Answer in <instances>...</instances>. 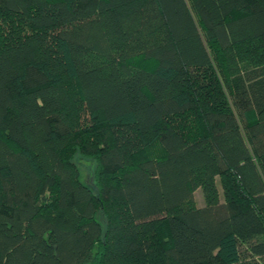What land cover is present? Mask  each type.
Segmentation results:
<instances>
[{"label":"trees","instance_id":"16d2710c","mask_svg":"<svg viewBox=\"0 0 264 264\" xmlns=\"http://www.w3.org/2000/svg\"><path fill=\"white\" fill-rule=\"evenodd\" d=\"M0 264H264V0H0Z\"/></svg>","mask_w":264,"mask_h":264},{"label":"rangeland","instance_id":"374dc122","mask_svg":"<svg viewBox=\"0 0 264 264\" xmlns=\"http://www.w3.org/2000/svg\"><path fill=\"white\" fill-rule=\"evenodd\" d=\"M74 162H76V165H78V168H79V173H80V177L85 180V182L89 183V184H92L93 182V177H92V168H93V165H91V161L82 156V154L80 155V153H74ZM197 195V198L199 199L200 197V200H199V203L200 201L202 200V195H201V191L200 190H197V192L195 193Z\"/></svg>","mask_w":264,"mask_h":264}]
</instances>
